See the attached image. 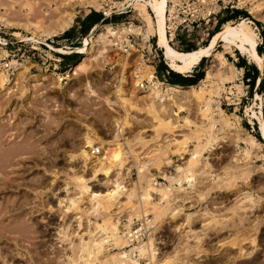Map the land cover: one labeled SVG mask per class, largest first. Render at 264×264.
<instances>
[{"label": "rangeland", "instance_id": "obj_1", "mask_svg": "<svg viewBox=\"0 0 264 264\" xmlns=\"http://www.w3.org/2000/svg\"><path fill=\"white\" fill-rule=\"evenodd\" d=\"M60 1L62 0H23V2L2 0V3L0 2L2 4L0 5V17H2L0 18V51L7 50L0 57H4L9 52L15 54L14 58H18L19 62L27 61V68L20 73L19 69H15L13 74L7 75L6 71L0 68V72L5 75L0 86V103L2 102L0 160H5L0 161V206L3 204L2 206L6 205V209L13 206L15 208L17 203L22 202L20 200L23 202L26 200L23 216L19 213L18 218H30L27 224L33 225L32 229H36L35 240L41 241L40 245H31L36 247L35 249L31 247L30 250L26 249V241L23 242L26 245L22 248L11 245L7 264H30V258H17L16 253L28 252L30 257L31 253L36 255L35 251L40 249L41 255L38 256H41V264H81L80 255L79 257L76 255L79 252L71 255V245L74 242L78 244L81 240L79 238H87V231H97L96 222L102 223V219L106 216L111 219H119L118 217L123 216L122 222L125 224L143 214H149L152 219L150 236L155 255L153 254L152 259H149V253L147 255L146 252L139 260L141 264L146 262H149L148 264H264V134L257 122L258 116L264 118V20L258 17L259 14L264 15V0H245L243 6L238 4L234 8L249 14L246 19L257 33L256 49L263 56V68L250 61L235 46L226 47L220 40L214 42L212 51L201 62L203 76L213 51H220L228 62L237 67H242L241 59H244L249 67V73L253 67L257 69V78L261 79V83L256 80L249 86L251 82L245 80L242 67L240 78L225 80L218 87L212 81H198L195 85L197 87L202 85L203 91L197 95L202 96L191 97L189 102L182 103L181 108L170 100H159L155 96L156 104L161 107V115L171 118L176 125L171 130L163 125L159 133L154 131L155 122L147 115L144 105L150 91H145L139 86L140 82L147 79V73L153 72V69L140 62L137 51L132 49L133 54H129L124 52L119 44L111 43L107 45L108 50L100 54L98 49H101V45H97L86 61L79 60L82 51L90 46V39L105 31L103 25L106 23L114 27L118 23H123L128 27V22L132 21L140 26V31L134 32L137 33L134 40L142 43L150 38V42L157 44V36L152 30L147 29L142 19V12L135 6V0H97L101 3L97 9L84 6L77 0H67L73 3L67 8L74 13L73 21L70 26L49 37L42 34L39 36L40 30L34 27L25 30L24 27L8 25L3 21L6 19L12 23L20 22L22 18L21 22H23L25 14L31 13L30 8L33 10V6L39 3L41 14L47 13L41 15L42 17L58 18L59 15L54 7L56 5L59 7ZM24 2L26 4L22 6L21 3ZM252 4H258V7H255L258 11L256 14L248 11V6H253ZM146 8L153 15L148 5ZM28 10L30 12H26ZM91 11L94 12L93 19L98 20L90 27L85 23L81 28L80 20ZM103 12L112 13L105 15ZM222 16H225V12ZM222 16L218 15L217 20ZM241 17L243 15L231 18L229 21L236 23ZM43 21V25L48 27L47 19ZM216 23L217 21L208 25L205 30L194 32L191 37L182 35L179 41L168 42L178 50H186L191 45L194 48L203 46L209 42ZM222 25L223 22L218 30ZM14 30H19L21 35L15 36L12 33ZM16 39L22 42L10 43ZM158 47L156 63L159 64L161 59L165 63L164 51L161 46ZM58 56L62 60L56 66L54 58ZM8 59L12 57L9 56ZM165 64L171 69L167 63ZM71 67L74 69L67 78L66 71ZM134 67H139L136 72L141 75L140 77H135ZM190 72L177 73L188 75ZM34 73L39 74L41 78L38 77L39 81H34L35 85L30 86L31 74ZM217 73L220 74L218 71ZM161 74V71L160 75L157 73L160 81H162ZM117 88L122 92L120 96L114 93ZM209 95L214 102L211 103L212 109H209V114L205 115L198 107L205 104V98ZM119 97L122 100L119 101ZM216 104L224 110V114H229V116L224 115L228 119V125L218 122L209 131L208 124L211 123L212 118L219 116L218 108H215ZM185 116L193 119L191 126L182 124L181 118ZM118 123L121 126L120 131H118ZM193 132L200 137L211 133V136L214 135L217 139H210V146L202 151V164L199 165L196 175L191 178L192 186L182 178L185 177L184 174L177 171L175 173L181 176H179L180 181L183 182L180 187L172 190V188L163 189L154 186L151 182L154 176L162 175L167 170L172 171L177 164H183L182 162L188 158L186 154L188 148L197 143L195 135H192ZM248 134H252L261 142L259 146L249 148V152L245 149L248 141L241 140L249 136ZM111 137L112 141H110ZM87 138L92 142L85 146ZM173 138H176L175 142ZM181 138L186 141L187 147H181L182 144L177 141ZM117 142L121 145L116 144ZM94 145L101 146V154L97 156L90 154L89 147ZM119 146L121 148H118ZM81 148L90 154L87 162L82 161L79 156ZM111 149L115 151V159H110V162ZM161 150L166 151L161 154ZM103 155L107 158L105 160L110 162L105 163L104 166H110L112 172L106 173L101 168L93 174L95 163L97 164ZM165 157H169L172 163L169 167L162 168L163 171L159 173L158 162L162 163ZM120 161L121 168L116 165ZM144 161L147 165L144 166L143 172L138 173V166ZM78 178L80 181H77ZM176 178L178 177L175 176ZM115 181L120 182V188L125 192L132 188L136 195L129 200L126 197L114 199L107 208L109 209L107 213L104 212L106 208L102 207L100 209L103 210H100L97 216L96 211L92 210L95 200L91 197L99 194L107 196L114 188ZM82 185L85 186L84 190H89L82 192ZM143 189H148L151 196L153 191L165 195L163 196L165 200L159 203L150 196L147 201L142 202L138 194L142 193ZM78 194L82 197L79 203L81 209L64 212L62 204L65 202L59 203V200ZM156 204L157 206L164 204L165 214L161 216L162 218L155 219ZM8 212L7 214H12L11 211ZM188 214L190 218L186 216ZM77 220H80L79 225ZM10 222L12 225L13 221ZM10 222L8 221L7 224L10 225ZM62 228L66 231L63 233L64 237H60L62 234L58 232ZM0 246H5V243L1 241ZM110 246L104 249L98 259L92 260V264H102V258H107L111 251L118 250L115 245ZM70 256L73 257L72 261Z\"/></svg>", "mask_w": 264, "mask_h": 264}, {"label": "bare ground", "instance_id": "obj_2", "mask_svg": "<svg viewBox=\"0 0 264 264\" xmlns=\"http://www.w3.org/2000/svg\"><path fill=\"white\" fill-rule=\"evenodd\" d=\"M2 1V0H1ZM0 1V2H1ZM39 1V0H37ZM51 1V0H50ZM54 1V0H53ZM144 1V3L146 5H148L153 13V15L147 10L146 8V5H144V3L142 2ZM169 0H135V6L137 8L140 9V11L142 12V19L145 21L146 23V26H147V29H150L152 30V32L155 33V35L157 36V44L159 46L162 47L163 51H164V56L166 58V62L168 64V66L176 71V72H179V73H187V72H190L191 69L195 66V64L198 63L199 60H201L204 56L208 55L209 51L211 50L213 44L215 41L217 40H220L223 42L224 46L226 47H230V46H235L239 51L240 53H243L246 55V57L252 61L253 63H255L259 68H263V56L261 54L258 53L257 49H256V46H257V33L253 30V28L248 24L249 20L246 19V17H241L236 23H232L230 22L229 20L228 21H224L223 22V25L221 27V29L215 31L211 37H210V40L207 44L203 45V46H200V47H197V48H194V49H191V50H188V51H182V50H178V49H175L173 46L170 45V43L168 42V37L166 35V10H167V2ZM23 2V0H22ZM35 2V1H34ZM49 2V1H48ZM78 3L84 5V6H91V7H94V8H98V6H100V2H98L97 0H77ZM253 2V1H252ZM2 3V2H1ZM0 3V5H2ZM245 3V0H239L238 1V4L240 6H243V4ZM22 6L23 4H26V2L24 3H21ZM30 4V3H29ZM34 4V3H33ZM43 4V3H42ZM49 4V3H48ZM73 3H69L67 2V0H62L60 1V4H59V7L56 5V13L59 15L58 18H51V17H42L41 15H46L47 13L45 12H42L44 14H41V9H39V6H40V3L37 4V6H33V10L32 8H30V11L31 13H26L24 12L25 14V17H24V21L21 22V20H23L21 17V20L20 22L17 21V22H9L8 20L6 21V19H3V21L8 24V25H11L13 24L15 27H24L25 30H30L31 27H34L35 29L37 30H40V35L42 34V36H45V37H49L50 35H54L57 33V31L59 30H63L64 28L70 26L71 22L73 21V11L72 10H68L67 8ZM255 4V3H253ZM252 4V5H253ZM32 5V4H30ZM29 5V6H30ZM258 7V4L256 5H253V6H248V11L251 13V14H256L257 9H255V7ZM260 6V5H259ZM49 7V6H48ZM52 7V8H53ZM58 7V8H57ZM53 8V9H54ZM260 8V7H259ZM260 10V9H259ZM20 11V9L18 10ZM29 10L26 11V12H30ZM59 11V12H57ZM261 11V10H260ZM16 12V10H15ZM53 12V11H52ZM23 13V12H22ZM51 13V11H50ZM1 14V13H0ZM16 14V13H15ZM18 14V13H17ZM16 14V15H17ZM55 14V13H54ZM53 14V15H54ZM49 15V14H48ZM52 15V14H50ZM56 15V14H55ZM23 16V15H22ZM260 19L264 20V15H260L258 16ZM2 18V17H0ZM16 18V17H15ZM47 19L48 21V27H45L43 25L44 21L43 19ZM17 20V19H16ZM11 21V20H10ZM3 23V22H2ZM104 26V29L105 31H102L100 32L97 37L93 38L92 36V39H90V46L88 48H85L83 51H82V56L79 58L80 62H84L88 59L89 55H91L94 51H95V48H97L96 46L97 45H101V49H98L100 51V54L101 53H105L108 49H107V45L109 44H121L124 40H126V34L129 33V32H135V31H138L140 26L139 25H135V24H132L130 27H127V26H124L123 23H118L116 27L112 26L110 23H106L103 25ZM149 30V31H150ZM140 31V30H139ZM33 33V30L31 31ZM151 32V33H152ZM15 36H20V31L19 30H14L12 32ZM35 35V34H34ZM141 35H144V34H141ZM147 35V34H146ZM22 37V36H21ZM142 37V36H141ZM43 38V37H42ZM37 39V38H36ZM144 39V38H143ZM142 39V40H143ZM262 41V40H261ZM235 48V49H236ZM130 51L128 52L129 54H131L132 52V49L134 51H136L135 47L130 44ZM61 50V49H60ZM7 50H3V51H0V55L1 54H5ZM107 54V53H106ZM133 54V53H132ZM27 61H24V62H20L19 64H16L15 66V69H19V73L20 72H23L25 71V69L27 68V65H26ZM139 68V67H138ZM74 68H69L67 71H66V76L67 78L70 77V73L72 72ZM139 71V70H138ZM218 72H220V74L218 75ZM216 73H217V76H216ZM2 72H0V86H2V81L4 80V76H2ZM31 83H30V86H33L35 85V83L39 80L38 77H40L39 74L37 73H34V74H31ZM147 81L149 82V84H147L145 91H150L148 92V99L146 100V102L144 103L145 105V108H146V113L148 116L151 117L152 121L155 122V125H154V131H156V133L160 132L162 129H163V125H166L165 127L166 128H169L170 130L174 127L175 128V122H173V120L171 118H165L161 115V107H159L156 102H155V99L154 97H158L159 100H170L172 101V103L178 105V107H182V103L185 102L187 103V101L189 102V100H191V97H195V96H199L197 95L198 93H202V85L200 86H196L195 84H188V85H179V84H172V83H167L166 84V87L164 89V87L162 86L161 83H159L158 81H155V82H151V75L152 73L151 72H148L147 73ZM242 75V67H237L235 65H232L230 62H228L226 60V58L223 56V54L220 52V51H213L212 54H211V58L208 62V66L205 68V72H204V75L202 76V78L199 80V82H206V81H212L214 83V85L216 87H218L223 81L225 80H232L233 78H240ZM141 75L140 74H136V77H140ZM237 76V77H235ZM41 78V77H40ZM6 80V79H5ZM37 80V81H36ZM36 81V82H34ZM214 86V87H215ZM213 87V88H214ZM216 87L214 88V90H216ZM212 88V89H213ZM164 89V90H163ZM208 89V88H207ZM221 89V88H220ZM219 89V90H220ZM5 90V89H4ZM11 90V89H10ZM28 90V89H27ZM120 89H115L114 93L116 92V96H120V94L122 92L119 91ZM209 90V89H208ZM8 91V90H6ZM205 91V90H204ZM208 92V91H207ZM210 92V90H209ZM213 92V91H212ZM154 96H153V95ZM204 94V93H203ZM216 94V93H215ZM218 94V93H217ZM24 96V95H23ZM202 95H200L201 97ZM205 96V95H204ZM6 98V97H5ZM157 99V98H156ZM122 100L120 99L119 97V101ZM203 100V98H202ZM202 100H200L202 102ZM212 99H210V95L209 97L207 96L205 98V104H202L201 106L198 107V109L200 110L201 113H204L205 115L209 114L210 112V108H211V103L214 102V101H211ZM199 101V102H200ZM204 101V100H203ZM216 101V100H215ZM123 102V101H122ZM121 102V103H122ZM218 102V101H216ZM2 103V102H1ZM0 103V104H1ZM28 103V102H27ZM173 104V105H174ZM171 105V103H170ZM28 106V105H27ZM26 106V107H27ZM217 106V104H216ZM215 107V106H214ZM260 107V106H259ZM184 108V107H183ZM182 108V109H183ZM215 108H218V115L217 118L214 117L212 118L211 120V123L208 124V130L211 129V127H214L216 126L215 124L216 123H224L226 125H228V119L226 116L224 115H228L229 114H224V110L220 107H215ZM262 108V107H261ZM163 109V107H162ZM212 109V108H211ZM249 109V108H248ZM216 110V109H215ZM198 111V110H197ZM259 111H261L259 109ZM212 112V110H211ZM232 114V113H231ZM261 114V112H260ZM212 115V114H211ZM212 117V116H210ZM219 117V118H218ZM203 118V117H201ZM209 118V117H208ZM29 119V118H28ZM176 119V118H175ZM182 119V124H184V126H191V124L193 123V119L185 116ZM198 119V118H197ZM199 120V119H198ZM125 122V121H124ZM259 123V127H260V130L261 132L264 134V118L263 116H258V121ZM6 125V124H4ZM119 127H118V131L121 130V126L120 124L118 123ZM221 125V124H220ZM225 126V125H223ZM4 127V126H3ZM203 128V127H202ZM221 128V126H220ZM233 128V127H231ZM2 129V127H1ZM153 129V128H152ZM169 130V131H170ZM220 130V129H219ZM222 130V129H221ZM230 130V129H229ZM228 130V131H229ZM233 130V129H232ZM236 130V129H235ZM211 131V130H209ZM216 131V130H215ZM240 131V130H239ZM1 132V131H0ZM17 134V133H16ZM195 135L194 137H196V144H192L191 145V148H188V152L186 153L188 156V158L186 157H182V158H186V160L184 162H182L183 164L179 165L177 164L174 171H177V172H181L182 174H184L185 177H182L184 178V180L188 183L189 186H192L191 185V178L196 175L198 169H199V165L202 164L201 162V155H202V151L207 148L208 146H210V139H214L216 138V136H211V133L206 135L205 137H200L198 136L196 133H192V135ZM175 135H181V134H175ZM183 135V134H182ZM249 136L248 139L247 137H244V138H241L242 141H248L247 144L248 146H246V150H248L249 148L253 149V147L255 146H259L261 144L260 141H258L252 134H248ZM191 136V135H190ZM1 137V135H0ZM15 137V136H14ZM24 137V136H23ZM116 137V136H115ZM112 138V137H111ZM28 139V138H27ZM175 142L176 138H173ZM172 139V140H173ZM178 139V138H177ZM217 139V138H216ZM237 139V138H235ZM112 139H110V141H112ZM177 141H180L179 143L182 144L181 147H187L188 145L186 144V141H183V139H179ZM92 142V140L90 138H87L85 140V146H88L90 145ZM25 143V141H24ZM35 143V142H34ZM26 144V143H25ZM33 144V143H32ZM103 144V143H102ZM116 144L118 145H121L120 142H117ZM22 146V145H21ZM25 146V145H24ZM27 146V145H26ZM34 146V144L32 145ZM161 146V145H160ZM16 147V146H15ZM18 147V146H17ZM31 147V146H29ZM213 147V146H212ZM248 147V148H247ZM19 148V147H18ZM28 148V147H27ZM118 148H121V146H119ZM160 148V147H159ZM215 148V147H214ZM15 149V148H14ZM13 149V150H14ZM31 149V148H29ZM249 149V150H250ZM256 149V148H255ZM12 150V149H11ZM21 150V148H20ZM23 150V149H22ZM21 150V151H22ZM112 150V149H111ZM164 150V149H163ZM212 150V149H211ZM244 150V151H246ZM248 150V152H249ZM2 151V150H1ZM6 150H4L5 152ZM17 151V149H16ZM24 151V150H23ZM27 151V150H26ZM31 151V150H30ZM34 151V150H33ZM160 151V150H159ZM162 151V150H161ZM166 151V150H165ZM165 151L161 152V154L165 153ZM243 151L244 154H246L245 152ZM3 152V153H4ZM15 152V150H14ZM115 152V151H114ZM113 150H112V158H109V161L110 159H115V154H114ZM185 152V151H184ZM247 152V151H246ZM247 152V153H248ZM11 153V152H10ZM9 153V154H10ZM21 153V152H20ZM28 153V152H27ZM33 153V152H32ZM1 154V153H0ZM6 154V153H4ZM159 154V153H158ZM11 155V154H10ZM30 155V154H29ZM90 154H88L86 152V150L84 148H81L79 150V156L81 157L82 161L84 162H87V160L89 159V156ZM247 155V154H246ZM7 156V155H6ZM18 156V155H17ZM109 156V157H110ZM150 156V155H149ZM158 156V155H157ZM28 157V156H27ZM154 157V156H153ZM207 157V156H206ZM3 158V157H2ZM8 158V157H7ZM6 158V159H7ZM10 158V156H9ZM106 156H102L99 160H98V163L96 164L95 163V167L94 168V171L92 172L93 174H95L99 169L103 168L104 171L106 173H111L112 172V169L110 168V166H104L105 163H110L109 161L105 160ZM152 158V156H151ZM203 158V157H202ZM107 159V158H106ZM105 160V161H104ZM150 160V159H149ZM0 161H5V160H0ZM114 161V160H113ZM138 162V161H137ZM206 162V161H205ZM170 163H172V160L169 158V157H165L164 161L161 163V161L158 162V167H157V170L158 172L159 171H163L162 168H165V167H169L170 166ZM209 163V162H208ZM5 165V163H4ZM20 165V164H18ZM97 165V166H96ZM117 167L121 168L122 166V163L121 161L116 163ZM147 164L144 162L140 163L139 166H138V173L140 172H143V170L145 169L144 166H146ZM151 165V164H150ZM205 166V165H204ZM7 172V171H6ZM173 172V171H172ZM153 173V172H151ZM160 173V172H159ZM180 173V174H181ZM201 173H203V171H201ZM92 174V175H93ZM7 175V174H6ZM178 177L176 179H178L179 181L181 180V176H177V173H175L174 177ZM16 177V176H15ZM6 178V177H5ZM10 178V177H9ZM79 179V178H78ZM83 178H81V181ZM2 180V179H1ZM77 181H80L77 180ZM37 182V181H36ZM39 182V181H38ZM152 182V181H151ZM1 183V182H0ZM119 181H115L113 183V186L114 188L112 190H110V194H108L107 196H101L100 194L99 195H94L92 198H94L95 200V205L93 204V208L92 210H94V212L96 211V215L98 216V214H100V210H103V209H100V208H106L105 209V213H107V208L109 207V205L113 202L114 199H117V198H124L126 197L128 200L131 199L135 194V191L131 188L129 189L127 192H125L123 189L120 188V185H119ZM80 185V184H79ZM83 187V185L81 186ZM81 187L79 186V189L81 190ZM85 187V186H84ZM84 187H83V190H81L82 192H86L88 191L87 189L84 190ZM87 187V186H86ZM147 187V186H146ZM78 188V187H77ZM163 188V187H162ZM183 188V187H182ZM158 189V188H157ZM163 189H166V188H163ZM162 189V190H163ZM169 189V188H167ZM144 190V189H143ZM160 190V189H159ZM174 190V189H172ZM80 191V193H81ZM168 191V190H167ZM166 192V190H165ZM161 193H163V191H161ZM168 193V192H167ZM29 194V193H28ZM166 194V193H165ZM38 196V195H37ZM69 196V195H68ZM92 196V194H91ZM139 196V199H142V202L143 200H146L148 198H150V194H149V191L148 189H145L144 191H142V193H139L138 194ZM165 196V195H163ZM162 196V197H163ZM23 197V196H22ZM27 198V197H26ZM81 194H78V195H75V196H71V197H64L62 199H60L58 202L59 203H62L65 202V204H62L64 206V212H71L72 209H76V210H80L81 208L79 207V203H80V200H81ZM165 198V197H164ZM166 199H167V196H166ZM18 200V199H17ZM35 200V199H34ZM93 200V201H94ZM127 200V201H128ZM22 201L21 203H17V206L14 208L13 207H9L10 209H6V205L5 206H0V242L3 241L5 243V246H0V264H7L8 262V259L10 257V252L9 251V247L11 245H14V247L16 248V246L18 247H23L25 246L26 244H24L23 242L26 241L27 243V246H26V249H32L35 247L31 246V245H40L41 244V241H37L35 240V230L32 229L33 225L30 226V224L28 223L27 224V221L30 219L27 218H18V214L21 213V216H23L22 214V211L25 210L23 208H26V203L27 201L25 200L23 202V200H20ZM33 201V200H32ZM141 201V200H140ZM139 201V203H140ZM151 201V200H149ZM165 202V201H164ZM31 203V201H30ZM94 203V202H93ZM124 203V201H123ZM145 203V201H144ZM148 203V202H147ZM36 204V203H35ZM34 204V205H35ZM12 205V204H11ZM30 205V204H29ZM32 205V204H31ZM141 205V204H140ZM157 206V204H156ZM156 208V216H155V219L157 218H160L161 216H163L165 214V207L164 204L163 206H157ZM166 206V205H165ZM6 207V208H5ZM28 207V206H27ZM37 207V206H36ZM137 207V206H136ZM31 208V207H30ZM134 208V207H133ZM29 209V208H28ZM38 209V208H36ZM181 209V208H180ZM27 210V209H26ZM31 210V209H30ZM134 210V209H133ZM141 210H144V209H141ZM8 211H11L12 214H7ZM38 211V210H37ZM83 211V209H82ZM81 211V212H82ZM26 212V211H25ZM28 212V210H27ZM103 212V211H102ZM175 212V211H172V213ZM10 213V212H8ZM31 214V211L29 212ZM145 213V212H144ZM28 214V213H27ZM69 214V213H68ZM154 214V213H153ZM12 215V217H10ZM17 215V216H16ZM26 215V213H25ZM24 215V216H25ZM95 215V216H96ZM206 215V214H205ZM32 216V215H31ZM187 217L190 216V214L186 215ZM17 217V218H16ZM79 216H77L78 218ZM81 217V216H80ZM32 218V217H31ZM130 218V217H129ZM162 218V217H161ZM190 218V217H189ZM81 219V218H80ZM102 223H98L96 222L95 224V227L97 228L95 232L89 230V232L87 231L86 233L87 234V238H79L80 241H78L79 243H73L71 245V248L72 249V256L75 255V253L81 251V253L79 254H76L77 257H79L78 255H80L79 258H81V264H92V260H95V259H98V257H100V255H102V253L104 252V249L107 247H109L110 245H115L118 250L117 251H114L109 254V257L107 258H102L101 259V262H103L102 264H141L138 260L136 259H133L131 258L130 256H128L126 253V250H124L122 248V245H123V239L120 235V230H121V221L119 219H111L110 217H107L102 219ZM152 220V219H151ZM154 220V219H153ZM190 220V219H188ZM9 221H13L12 225H11V222H10V225L9 223L7 224V222ZM30 221V220H29ZM78 221V220H77ZM80 221V220H79ZM79 221H78V225H79ZM130 221V220H129ZM6 222V223H5ZM37 222V221H36ZM5 223V224H3ZM38 223V222H37ZM36 223V224H37ZM89 223V222H88ZM207 223V222H206ZM81 224V223H80ZM186 224V223H185ZM125 225V224H123ZM94 229V227H93ZM18 232L20 235H17ZM35 232V233H34ZM59 234H62L60 235L63 236V233L66 231L62 228L60 229L59 231ZM62 232V233H60ZM97 232H99V234H96ZM16 233V234H15ZM40 233V232H39ZM74 233V232H73ZM58 234V235H59ZM64 235H67V234H64ZM69 235V234H68ZM67 235V236H68ZM151 235V234H150ZM149 235L146 243H145V246L141 249V252L146 254L147 252V255L149 253V259H152V257L155 255L154 254V251L152 249V238L151 236ZM72 236V235H71ZM59 237V236H58ZM64 237V236H63ZM66 239V238H65ZM63 240V239H62ZM71 242V241H70ZM28 243L30 245H28ZM67 243V242H66ZM109 245V246H108ZM30 246V247H28ZM110 246V247H111ZM32 247V248H31ZM11 248V247H10ZM13 248V247H12ZM106 248V249H107ZM33 249V250H34ZM40 249V248H39ZM78 249V251H77ZM17 250V249H16ZM38 250V249H36ZM80 250V251H79ZM15 251V250H14ZM35 251V250H34ZM74 251V252H73ZM37 254L36 255H33V253L30 254V257L29 255L27 254L28 252H26L25 254L22 253V252H17L16 254L18 255L17 258H20L22 259V257H27L28 259L30 258V264H41V256H38V255H41V249L38 250V251H35ZM30 253V252H29ZM15 254V252H14ZM154 254V255H153ZM105 255V254H104ZM103 255V256H104ZM70 256V257H72ZM13 257V255L11 256ZM69 257V258H70ZM16 258V259H17ZM12 259V258H10ZM71 259V260H70ZM69 260L72 261L73 260V257L70 258ZM148 260V259H147ZM18 261V260H17ZM98 263H99V260H98ZM149 262H146V264H148ZM71 264V263H69Z\"/></svg>", "mask_w": 264, "mask_h": 264}, {"label": "built area", "instance_id": "obj_3", "mask_svg": "<svg viewBox=\"0 0 264 264\" xmlns=\"http://www.w3.org/2000/svg\"><path fill=\"white\" fill-rule=\"evenodd\" d=\"M238 1L239 0H169L167 2L166 10V35L168 36V41H179V37L182 35L188 38L191 37L196 31L207 29L208 25H211L217 21L218 15L222 16L226 11L232 12L234 8L237 7ZM103 13L105 15H109L112 12ZM113 13L115 12L113 11ZM132 24H134L132 21L128 22V27H130ZM208 34L209 32H207V35ZM135 35H137V33H128L127 40H124V43H119V45L122 46L123 51L127 53L130 51V44H132L137 51V56L140 62L152 67L153 72H151V82L158 81L165 89L166 84L169 83L166 79L169 74V69L162 71V81L158 80L156 72L158 63H156L155 60L156 56H158V45H154L153 42H150V38H147L142 43H139V41L137 42L134 40ZM13 42L19 43L22 41L18 39L10 41V43ZM9 56H11L12 59H8ZM14 56L15 54H10L7 52L4 57H0V68L4 69L7 75L13 74L16 64L20 63L18 58H14ZM54 59L56 61L55 65L58 66L62 58L58 56ZM11 61H15L16 64L11 63ZM137 69L138 67H134L133 70L135 77L138 73L136 72ZM245 80L248 82L249 78H245ZM259 80L260 78H257V81ZM147 84H149V82L147 79H145L139 83V86L141 89H144L146 88ZM89 151L92 156H97L101 154L102 148L100 145H94L89 147ZM172 171L167 170L164 171L162 175L154 176L152 179V184L156 187L172 189L180 187L183 182L175 179L174 169ZM152 194L153 196L151 197L155 198V201L159 203L165 200L163 199L162 195L156 191H153ZM118 218L122 223L120 226V235L124 242L122 247L124 250H126V254L128 256L138 261L141 260L144 256V253L141 252V249L145 246V243L152 230L151 217L149 214L136 216L132 218L129 223H125V225H123L124 222H122V219H124L123 216Z\"/></svg>", "mask_w": 264, "mask_h": 264}, {"label": "trees", "instance_id": "obj_4", "mask_svg": "<svg viewBox=\"0 0 264 264\" xmlns=\"http://www.w3.org/2000/svg\"><path fill=\"white\" fill-rule=\"evenodd\" d=\"M93 15H94L93 11H91V13L85 15V17H83V19L80 20V27L82 28L83 24H85V23L88 24V27H90L93 24H95L98 19L94 20L93 19V17H94ZM240 15H243V17L249 16V14L246 11H239L237 9L233 10L232 12L226 11L225 12V16H222V17H220L217 20V23L214 25L213 32L218 30V27L221 24V22L227 21V20H229L231 18H234L236 16H240ZM191 49H194V47H192V45L190 47H188V49L182 50V51H188V50H191ZM212 49H213V47L211 48L209 53L212 51ZM203 58H205V57H203ZM203 58L201 59V62H202V60H204ZM244 62H245L244 59H241V64L244 63ZM161 68H162V70H161ZM165 68L169 69L166 66V64L161 59L159 64H157V70H158L157 73L160 75V71L162 72L163 70H165ZM202 74H203V71H201V72H199L197 74H194L193 77H184V76L180 75L179 73L174 72L171 69H169V74L166 77V79H167V81L169 83H172V84H180V85L196 84L202 78ZM176 76H181L183 79L180 80ZM244 77L245 78H249L248 82H251V83H249V86L253 85V83L256 82L257 77H258L257 69L255 67H253V71L251 73H249V71H246L245 74H244ZM258 83H261V79L258 81ZM256 136L259 137L258 134ZM259 139H260V137H259Z\"/></svg>", "mask_w": 264, "mask_h": 264}, {"label": "crops", "instance_id": "obj_5", "mask_svg": "<svg viewBox=\"0 0 264 264\" xmlns=\"http://www.w3.org/2000/svg\"><path fill=\"white\" fill-rule=\"evenodd\" d=\"M83 18V17H82ZM205 57V56H204ZM248 62V61H247ZM167 63V62H165ZM168 65V64H167ZM243 67V73L245 74L246 71H249V67L247 66V64L244 62L241 64ZM166 69V68H165ZM164 71V70H163ZM202 71V67H201V60L198 61L197 64H195V66L192 68L190 74L188 75H182L184 77H193L194 74H197L199 72ZM253 70H251L250 72H252ZM156 72H157V67H156ZM182 74V73H181ZM178 79H183L181 76H176ZM180 85V84H179Z\"/></svg>", "mask_w": 264, "mask_h": 264}]
</instances>
